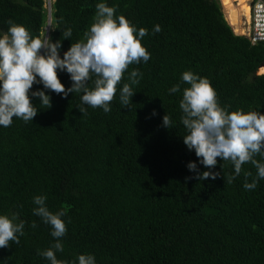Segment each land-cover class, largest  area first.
<instances>
[{"label":"trees","instance_id":"obj_1","mask_svg":"<svg viewBox=\"0 0 264 264\" xmlns=\"http://www.w3.org/2000/svg\"><path fill=\"white\" fill-rule=\"evenodd\" d=\"M100 2L148 30L141 43L151 58L125 73L121 88L131 71L143 73L128 107L118 92L110 112L84 105V116L81 94L64 98L36 84L32 91H45L52 107L42 109L32 97L33 122L14 118L0 126V215L25 222L20 243L0 249V264H50L38 252L56 241L51 226L33 214L36 196H46L54 213L67 209L64 250L56 255L68 264H78L81 254L93 255L95 264H264V179L246 190L257 175L252 164L231 184L223 178L235 174L231 163L218 158L214 169L205 168L183 142L179 108L189 87L182 74L191 71L210 81L229 111L264 114V72L258 74L264 41L234 32L219 0H53L48 36L62 39L61 57L84 38ZM45 3L0 0V35L11 20L44 36ZM68 27L73 35L63 39ZM59 79L71 87L66 71ZM176 84L181 90L170 94ZM166 114L170 129L162 124ZM204 171L221 175L197 179Z\"/></svg>","mask_w":264,"mask_h":264},{"label":"clouds","instance_id":"obj_2","mask_svg":"<svg viewBox=\"0 0 264 264\" xmlns=\"http://www.w3.org/2000/svg\"><path fill=\"white\" fill-rule=\"evenodd\" d=\"M47 2L49 8L51 1ZM7 23L10 25L8 31L0 35V126L10 127L14 118L25 123L33 122L38 108L33 105L32 97L39 98L40 108L52 107L51 97L45 91H32L36 84H42L43 89L64 98L69 93L81 94V105L77 108L84 116L88 114L84 105L110 112V104L118 92L123 107L132 103L131 98L135 94L133 86L140 83L143 73L131 71L129 82L123 83L122 88L120 85L131 65L150 60L151 54L141 43L148 30H137L123 15L117 17L115 7H109L104 2L97 3L93 23L84 32V38L72 43L63 57L60 55L62 39L53 42L46 34L34 37L25 26L11 20ZM153 31L159 33L161 27L156 25ZM72 35L71 27L62 33L63 39ZM62 71L69 74L71 87L66 88L60 81L59 73ZM181 82L189 85L183 89L179 102L182 111L180 123L187 130L183 142L188 150H194L207 169H214L218 158L231 163L235 174L226 178L223 176L228 184L241 174L243 165L252 164L257 169V175L251 183L246 181L244 188L254 190L257 181L264 179V163L255 159L257 156L264 157V114L258 111H229L228 106L220 104L210 81L191 71L182 74ZM180 90L181 85L176 84L169 89V93ZM162 124L165 128L173 127L167 114ZM187 167L190 171H197L195 162H190ZM220 175L219 172L204 171L196 178L206 180L211 177L215 180ZM244 175L248 177L251 173L245 172ZM46 199V196L34 197L33 203L37 207L33 209V214L51 226V235L56 242L38 254L50 264H68L56 255L64 250L61 238L67 233V226L62 217L67 214V209L54 213L46 206ZM17 219L16 215H0V249L9 248L12 242L20 243V237L25 234V222H17ZM36 226L35 222L31 225L33 228ZM78 264H95V257L81 254Z\"/></svg>","mask_w":264,"mask_h":264},{"label":"built area","instance_id":"obj_3","mask_svg":"<svg viewBox=\"0 0 264 264\" xmlns=\"http://www.w3.org/2000/svg\"><path fill=\"white\" fill-rule=\"evenodd\" d=\"M247 24L246 35L251 42L264 41V0H251Z\"/></svg>","mask_w":264,"mask_h":264},{"label":"bare ground","instance_id":"obj_4","mask_svg":"<svg viewBox=\"0 0 264 264\" xmlns=\"http://www.w3.org/2000/svg\"><path fill=\"white\" fill-rule=\"evenodd\" d=\"M250 1L251 0H221L225 19L235 32H244L241 27V17L246 16L248 18ZM259 69L258 73H261L264 70L261 68Z\"/></svg>","mask_w":264,"mask_h":264},{"label":"rangeland","instance_id":"obj_5","mask_svg":"<svg viewBox=\"0 0 264 264\" xmlns=\"http://www.w3.org/2000/svg\"><path fill=\"white\" fill-rule=\"evenodd\" d=\"M45 1H46L45 6L48 7V6H47V5H48V4H47L48 2H47V0H45ZM50 1L52 2L53 0H50ZM219 2H220V4H221L222 11H223V5H222L221 0H219ZM223 13H224V11H223ZM224 16H225V15H224ZM243 17L247 18L246 16H243ZM244 23H245V20L243 21V19H242V17H241V27H242V29L246 32L247 24H244ZM234 32H235V31H234ZM236 33H238V34H243V33H239V32H236ZM42 37H43V35H42ZM261 69H263V68H261ZM259 70H260V69H258V72H259ZM263 71H264V70H263ZM263 71H262V72H263ZM262 72H261V73H262Z\"/></svg>","mask_w":264,"mask_h":264},{"label":"water","instance_id":"obj_6","mask_svg":"<svg viewBox=\"0 0 264 264\" xmlns=\"http://www.w3.org/2000/svg\"><path fill=\"white\" fill-rule=\"evenodd\" d=\"M47 9H48V19H47V26L45 27V33H44V35H45V34L48 35V28H49V24H50V22H51L50 7L47 8ZM259 68H263V69H264V65H261ZM263 72H264V71H263ZM258 74H260V73H258Z\"/></svg>","mask_w":264,"mask_h":264},{"label":"crops","instance_id":"obj_7","mask_svg":"<svg viewBox=\"0 0 264 264\" xmlns=\"http://www.w3.org/2000/svg\"><path fill=\"white\" fill-rule=\"evenodd\" d=\"M242 19H243V21L245 20V18H244V17H242Z\"/></svg>","mask_w":264,"mask_h":264}]
</instances>
